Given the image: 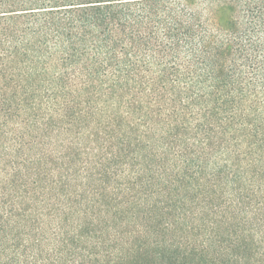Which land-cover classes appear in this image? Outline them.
Wrapping results in <instances>:
<instances>
[{"label": "trees", "instance_id": "trees-1", "mask_svg": "<svg viewBox=\"0 0 264 264\" xmlns=\"http://www.w3.org/2000/svg\"><path fill=\"white\" fill-rule=\"evenodd\" d=\"M184 227L190 264L264 241V0H0V264H177Z\"/></svg>", "mask_w": 264, "mask_h": 264}, {"label": "rangeland", "instance_id": "rangeland-1", "mask_svg": "<svg viewBox=\"0 0 264 264\" xmlns=\"http://www.w3.org/2000/svg\"><path fill=\"white\" fill-rule=\"evenodd\" d=\"M133 228V225L130 224V229ZM190 229V231H189ZM177 228L174 229L176 231ZM175 233H181L176 235H170V237H176L179 239H188L189 242H183L182 246L178 248L176 259L178 261L177 264H190L191 259L183 258L184 254L188 255L186 247L189 249L198 246V244L203 243L204 239H206V235L208 232L203 234L197 229H191L184 227L183 229H178ZM222 234L216 233L215 242L211 243L206 250V253H209L208 257H204L201 261L198 258L192 262V264H197L199 261L201 264H206L208 260L210 264H264V241L258 243H245L243 247H239L237 242L231 243V239H227L224 244L219 242V239L222 237ZM248 238V237H246ZM175 240L174 238H172ZM263 240V239H262ZM191 241V242H190ZM188 244V245H187ZM195 244V245H194ZM139 246V243L134 245L132 248L128 250H123V255L126 253H131L132 255H137L138 252L136 248ZM2 246H0L1 248ZM10 250H13L11 256H15L13 263L11 264H73L68 257H63L61 262L59 259L61 257L60 252H55V249H52L47 244H35L32 243L27 244V242H22L16 238L11 241ZM201 247H198L200 249ZM151 250H156V247L151 246ZM2 248L0 249V251ZM7 252V251H6ZM1 253V252H0ZM67 251H64L63 254L67 255ZM215 256V257H214ZM65 258V259H64ZM151 259V258H150ZM82 258H80V261ZM139 262L133 261L132 259L128 258L125 261H120L121 264H171L163 262V260L159 259L158 256L152 258L151 260L143 259L138 260ZM181 262V263H180ZM76 264H81V262H77Z\"/></svg>", "mask_w": 264, "mask_h": 264}]
</instances>
